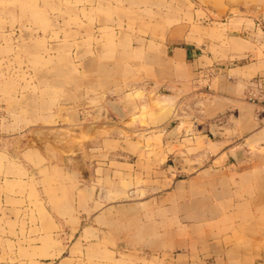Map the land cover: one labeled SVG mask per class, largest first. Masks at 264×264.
<instances>
[{"label":"rangeland","instance_id":"obj_1","mask_svg":"<svg viewBox=\"0 0 264 264\" xmlns=\"http://www.w3.org/2000/svg\"><path fill=\"white\" fill-rule=\"evenodd\" d=\"M176 44L208 56L194 79L208 95L264 59V0H0V230L20 227L0 246H80L78 264H264V148L248 176L215 171L208 186L158 171L157 148L173 151L178 124L196 121L197 104L174 96L190 77ZM113 100L138 106L116 118ZM190 132L181 147L202 151ZM137 158L135 185L95 194V231L69 233L71 170Z\"/></svg>","mask_w":264,"mask_h":264},{"label":"crops","instance_id":"obj_2","mask_svg":"<svg viewBox=\"0 0 264 264\" xmlns=\"http://www.w3.org/2000/svg\"><path fill=\"white\" fill-rule=\"evenodd\" d=\"M175 49L179 51L176 52L175 58H181V64L186 67L184 74L187 73L190 77L176 79L173 89L174 96L176 99L184 98V100L197 104V108L189 112L191 116H195L196 121H192L191 117V121L188 122L189 117L178 124L180 129L179 133L173 136V151L167 147H156L158 171H163L161 174L163 177L166 176L167 171L168 176L174 177H177V174L189 172L192 174L190 175L191 180L200 175L201 178H205L206 186L209 185V179L207 180L206 177L215 171L222 173L226 169L235 170L240 177L248 176V172L256 170V166L263 164H253L249 157L257 156L264 148V95L262 96L254 84L255 81L264 82V59L252 60L239 66L235 77L232 75L233 80L229 78V74H220L211 86V95H207L199 89V81L196 82L194 79L207 71V68H202V66L207 65L208 56L204 58V55L198 53L196 48L192 49L178 44ZM162 82L165 83V81ZM156 95L159 99L166 97L160 93ZM251 98H257V100ZM136 106H138L136 103L130 105L118 100H113L109 104L116 118L128 116ZM223 112L225 115L221 116ZM156 126V124L152 125V127ZM188 129L193 132H190L189 138L193 141L200 139L206 144L202 151L197 152L188 147H181L185 139L184 134ZM165 139L162 136L161 142L164 143ZM31 144L30 142L29 145L32 147ZM199 155L202 157L203 165H199ZM166 162H169L168 168ZM110 163L96 164L88 173L86 168L80 165L79 168L71 170L72 187L69 189V196L73 207L69 214L64 215L63 221L69 233L81 234L86 229L95 231V219L99 208L96 206L95 194L102 191V197L109 201L112 190L121 186L120 180H117L118 177L126 179L127 182L131 181V184L135 185V179L140 178L144 172L140 166L145 165V162L139 158L117 162L118 164L114 165ZM128 186L130 187L128 190H121V195L129 194V192L135 193L133 187L130 184ZM20 197L17 190L2 192L3 201L7 198L18 199ZM119 199H124V196ZM114 200L111 198L110 201ZM6 210L9 209L6 208ZM20 219L16 214L6 211L3 221ZM33 219L31 223L38 228L37 216ZM19 229V226L15 230L4 227L0 230V234L3 236L17 234ZM37 233L38 231L35 234ZM79 247L0 246V264H78L83 257L80 252L73 253V249ZM21 249L24 252L22 256L19 254Z\"/></svg>","mask_w":264,"mask_h":264},{"label":"built area","instance_id":"obj_3","mask_svg":"<svg viewBox=\"0 0 264 264\" xmlns=\"http://www.w3.org/2000/svg\"><path fill=\"white\" fill-rule=\"evenodd\" d=\"M256 88L259 90V92L262 94V96L264 95V82L262 81H255L254 82ZM253 100H257V98H251Z\"/></svg>","mask_w":264,"mask_h":264}]
</instances>
